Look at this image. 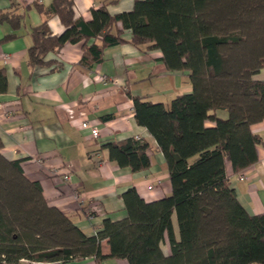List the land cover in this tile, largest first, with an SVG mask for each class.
Masks as SVG:
<instances>
[{
	"label": "trees",
	"instance_id": "16d2710c",
	"mask_svg": "<svg viewBox=\"0 0 264 264\" xmlns=\"http://www.w3.org/2000/svg\"><path fill=\"white\" fill-rule=\"evenodd\" d=\"M32 6L44 21L30 32L31 67L49 65L48 54L83 40L82 63H101L107 47L127 42L122 32L113 31L121 23L132 32L131 44L161 51L169 71L189 72L193 91L169 106L133 98L136 121L166 159L172 193L146 202L129 188L122 195L127 217L105 219L92 236L48 205L41 185L24 176L20 161L1 154L0 139V264L86 258L97 264L108 258L128 264H264V215L246 211L227 174L228 163L237 174L256 164L262 144L251 125L264 120V82L254 79L264 68V0H136L131 12L116 16L105 6L93 10L90 23L75 18L73 0ZM52 16L65 26L59 36L50 30ZM3 22L18 29L22 17L0 12ZM96 38L100 45H88ZM6 88L0 70V93ZM206 122L215 126L206 127ZM103 148L112 161L133 172L150 166L149 145L140 139ZM166 236L170 255L161 248ZM104 241L108 256L102 252Z\"/></svg>",
	"mask_w": 264,
	"mask_h": 264
},
{
	"label": "crops",
	"instance_id": "0c3cea01",
	"mask_svg": "<svg viewBox=\"0 0 264 264\" xmlns=\"http://www.w3.org/2000/svg\"><path fill=\"white\" fill-rule=\"evenodd\" d=\"M38 1L49 7L54 0H0V12L22 17L15 29L9 22L0 23V70L7 81L6 92L0 93L1 154L8 161H20L24 176L42 187L50 207L68 216L86 235L92 236L107 218L119 221L127 217L122 195L131 187L146 202L159 201L172 193L166 159L149 131L138 124L134 97L153 103L171 101L193 91L187 71H169L163 54L131 44L132 32L121 23L114 32H122L126 43L107 47L101 63L86 65L83 40L66 44L59 53L48 54L49 65L31 67L28 52L33 45L31 29L44 17L33 7ZM75 18L90 23L92 11L105 6L116 16L131 12L136 0H73ZM54 36L64 33L65 26L57 16L48 21ZM15 35L13 38L8 36ZM101 44L99 38L88 45ZM102 77L112 81L104 85ZM264 82V68L254 77ZM221 117L227 113L220 111ZM88 120L99 129L98 139L82 129ZM206 122V127H214ZM262 144L258 146V162L246 169L240 181L230 163L227 174L240 204L251 215H264V120L251 125ZM140 139L149 145V168L133 172L112 161L103 145ZM56 171L58 175H53ZM70 176V180L64 177ZM101 214L89 216L93 204ZM175 236L179 238L176 215L173 216ZM165 255L171 254L168 237L161 244ZM104 255H110L107 241L102 243ZM15 264H97L94 258L69 262H33ZM102 264H128L126 260L108 258Z\"/></svg>",
	"mask_w": 264,
	"mask_h": 264
},
{
	"label": "built area",
	"instance_id": "2783aa9c",
	"mask_svg": "<svg viewBox=\"0 0 264 264\" xmlns=\"http://www.w3.org/2000/svg\"><path fill=\"white\" fill-rule=\"evenodd\" d=\"M102 81V83L104 85H109L112 83V81L110 79H107L105 77H102L100 79ZM0 108H2V105L0 104ZM80 127L82 129H86V130H89L91 132V135H92V138L93 139H98L99 137V129L97 127H95L92 123H90L88 120H85V121H82V123L80 124ZM53 175H58V173L56 171H53L52 173ZM64 180L68 181L70 180V176L66 175L64 177ZM239 180L240 181H244L245 178H244V175H239ZM102 210H101V207L99 204L95 203L91 206V209L89 211V216L90 217H93L94 215H98V214H101Z\"/></svg>",
	"mask_w": 264,
	"mask_h": 264
}]
</instances>
